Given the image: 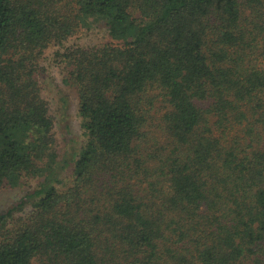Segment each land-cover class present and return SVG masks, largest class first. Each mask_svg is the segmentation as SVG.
Wrapping results in <instances>:
<instances>
[{
	"label": "trees",
	"instance_id": "1",
	"mask_svg": "<svg viewBox=\"0 0 264 264\" xmlns=\"http://www.w3.org/2000/svg\"><path fill=\"white\" fill-rule=\"evenodd\" d=\"M92 24L116 43L67 44ZM47 52L84 137L62 159ZM10 188L0 264H264V0H0Z\"/></svg>",
	"mask_w": 264,
	"mask_h": 264
},
{
	"label": "rangeland",
	"instance_id": "2",
	"mask_svg": "<svg viewBox=\"0 0 264 264\" xmlns=\"http://www.w3.org/2000/svg\"><path fill=\"white\" fill-rule=\"evenodd\" d=\"M105 43H116L105 34L103 26L100 24H92L90 29L81 28L71 38L68 39V45H80L90 47ZM48 58L45 60L47 70L44 77H40L43 95L48 99L50 110L53 112L56 121L54 122V133L56 148L59 158H64L70 151L68 139L70 133H74L82 140V129L77 114V100L75 92L68 84L61 82V76L55 63L53 56L47 52ZM38 180L32 178L30 184L32 189L36 187ZM25 189V187H24ZM19 188L4 189L0 192V211L11 208L14 201L18 200L22 194ZM20 215V211L16 213Z\"/></svg>",
	"mask_w": 264,
	"mask_h": 264
}]
</instances>
